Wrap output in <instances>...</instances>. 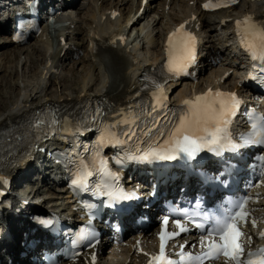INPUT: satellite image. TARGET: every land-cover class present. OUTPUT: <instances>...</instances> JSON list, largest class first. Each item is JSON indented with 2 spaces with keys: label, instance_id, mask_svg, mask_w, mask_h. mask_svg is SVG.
I'll use <instances>...</instances> for the list:
<instances>
[{
  "label": "bare ground",
  "instance_id": "6f19581e",
  "mask_svg": "<svg viewBox=\"0 0 264 264\" xmlns=\"http://www.w3.org/2000/svg\"><path fill=\"white\" fill-rule=\"evenodd\" d=\"M14 1L15 2L13 3H9V0H1L0 11L3 15L8 13L11 4H15L19 0ZM90 1L91 3L93 2V4H91L90 2L89 5L86 4V6L88 7L87 9H85L84 12L80 11L78 1L76 2V0H73L69 2V13L71 19L74 18L77 13L78 21L82 20L83 27L85 26V28L84 30H82L80 24H77V26L74 25L73 27L67 29L63 33V35H65L66 37V42L56 46L54 48L53 53H48L47 51L48 42L50 44L51 39L44 36L43 34L36 37V41L33 46H29L31 52L37 54L36 59L34 60V63L37 65L35 75H37L38 78L36 80V83L34 84L36 90L42 91L43 86L45 84L44 80L39 77L40 74H42L43 76H47V79L50 84L54 83L57 87L60 82H57L59 78H62V81L64 82L66 81L65 70L71 71L73 74H75L74 85L70 89H68L70 90L69 95H59L57 97L58 100H68L69 96L71 98H84L85 96L97 94L101 91L103 87H106L107 74L105 63L100 55L90 50V43L92 41H99L101 43L107 42L110 37L115 34V29H121L124 27V24L121 23V15L129 13L131 10L135 14L139 8L138 6L140 1H138L137 5L133 6V8L132 5L135 0H98L99 2H97V0ZM190 1L193 0H154L156 8H158L159 6L164 7L165 5H169L168 7L170 10H174L176 8L178 9L179 14L176 13L171 16V21L180 19L181 15H188L190 13L195 14L197 20L200 21L205 32L209 33V36L212 37L215 27L213 21L214 19L210 15L205 16V14L199 9V6L197 4L189 5ZM116 8L120 11V16L112 20L110 18V12L112 9ZM149 8V5H146L144 14H141V16L145 15L148 12ZM134 14L131 16H134ZM103 16H105L104 20H102ZM141 16L134 21L133 26L138 22V20H140ZM160 19L161 17L156 22L157 24L160 22ZM165 28H167V26ZM152 31L153 30H149L145 33V35ZM80 33L84 34L80 35ZM164 37L165 32L164 30H161L155 32L154 41L153 39L148 40L154 44L153 56L158 57L162 55V43L164 41ZM0 38H2L3 40L2 42L0 39V48L6 46V44L4 43H11L9 36H0ZM111 44L114 45L111 51L121 62L123 67L122 74L120 75L119 82L116 86V89L118 90L115 91L113 95L115 97H121V101L125 102L127 99L128 89L130 88V82L132 80V77L134 76L132 70L135 68H140V65L134 63L131 53H129L124 46L119 44V42H111ZM22 48L23 47H21L20 50H22ZM216 49L218 48L211 41L206 44L207 55L211 56L213 59V54L215 53ZM16 52L17 51H13L12 54L11 52H2L0 55L4 56V58L6 59L5 62L10 63L12 62L13 57L17 55ZM21 54L22 52H18V55ZM73 54H75L74 57L72 56ZM149 58H152V56L146 57L144 59V63H148L147 60ZM111 60L115 59L112 58ZM48 62H50L49 65ZM210 62L211 61L207 62L206 66L209 65ZM39 65H41L40 69H38ZM204 69L205 66L203 68H200L199 70V74L201 76L200 78L203 80L201 83H198L196 86L186 87V83L184 82L183 85L186 87L184 91L182 88L174 86L171 90V93L179 94L183 91L182 94L193 95L195 93L196 88L202 87L204 83H210L214 79L218 80L215 75L221 74L225 71L224 67H214L210 71L209 75L205 74L206 78H204L202 75ZM58 70H62L60 76L57 75ZM231 74L233 73H230V75ZM56 76L58 77L56 78ZM232 79L235 80V77L233 76ZM35 94H18L17 97H13L9 101L2 100L0 102V125L3 122L15 118L21 112H26L28 110H31L33 107L39 106V104L48 97L43 96L41 98H37ZM15 175L17 177H23V173H15ZM30 188H25L24 190H28L29 194L30 191H32V188ZM35 192H39V188L33 191V193ZM60 194V192H51V198H53L52 201L57 205L56 207H58L61 212H67L69 210V206L67 204L68 201L61 200L59 202V200L62 198L59 197ZM151 237L152 236L150 233H144V236L140 238L141 243L144 244L150 242ZM103 245H106V242L100 243V245H98V247L100 246V249L99 251L97 250L96 254L99 260L96 264H112V262L108 260L105 261V254L107 251L105 248H103ZM137 247V242L131 241V243L127 246L122 247V255H114L113 253H110V258H116L117 260V262L114 261L113 264H134L136 254L135 250H137Z\"/></svg>",
  "mask_w": 264,
  "mask_h": 264
},
{
  "label": "snow or ice",
  "instance_id": "6c2138e0",
  "mask_svg": "<svg viewBox=\"0 0 264 264\" xmlns=\"http://www.w3.org/2000/svg\"><path fill=\"white\" fill-rule=\"evenodd\" d=\"M205 8L208 5H204ZM244 24H249V18H245ZM238 21L237 25L240 26ZM184 25H181L175 33L169 35L168 38V71L170 73L180 75L187 71V68L195 60V37L188 32H183L177 37ZM254 27V26H252ZM246 37L252 35L254 41L249 47L258 46L264 50V26L259 33L250 32L248 28L244 29ZM174 37H177L174 39ZM184 105L187 106V111L179 116L174 127L166 134L160 144L150 147L143 151L142 155L133 156V160L149 161L159 159L162 161H174L181 156L190 161H195L201 153L207 151L220 155L225 149L228 142L227 129L229 125V117L233 116L234 109L237 108L239 101L236 100L234 93H222L216 91L214 94L211 90L200 96H196L194 100H185ZM155 110V109H153ZM61 120L71 121V117L66 114L61 116L58 112L50 114V120H38L34 122V126L48 124L49 127L59 125ZM127 123V122H126ZM256 127L255 124L252 125ZM242 143H232L229 146L232 148L242 147L244 144L259 142L264 144V135H261L259 140L249 137H242ZM105 146H113L107 144ZM84 173L81 172L74 175L71 180L73 186L82 187L87 190V184L82 179ZM86 175L91 176L92 172H87ZM105 176L114 175L111 172L104 171ZM103 194L113 200L128 199V196L109 191L105 185ZM247 201L234 203L230 208L226 207L221 213L209 216L205 213L199 219L192 222L194 227L198 229H206V234L203 235L200 242L204 251L200 255H194L183 251L184 245H181V252L178 253L179 259H171L166 254V237L162 231L160 234L159 254L152 258L150 264H197L202 262V257L209 260H216L221 255L227 258L233 264H264V248L258 252L245 253V246L240 242V237L244 235L238 226V222L247 223V212L245 205ZM168 223V218L164 220V224ZM179 232L189 231L180 220L174 221ZM207 226V227H206ZM253 227L255 223L253 222ZM179 233H168L167 239H172ZM260 236L264 237V231L260 232ZM86 235H81L80 239H87Z\"/></svg>",
  "mask_w": 264,
  "mask_h": 264
},
{
  "label": "rangeland",
  "instance_id": "374dc122",
  "mask_svg": "<svg viewBox=\"0 0 264 264\" xmlns=\"http://www.w3.org/2000/svg\"><path fill=\"white\" fill-rule=\"evenodd\" d=\"M89 1L90 0H86L85 3L87 5H89ZM85 3L83 5H85V9H87L88 6H86ZM90 3H91V1H90ZM83 5H81V6H83ZM97 6H99V5H97ZM1 49L2 48H0V50ZM4 50L5 51H3V50H1V51L8 53L9 51L11 52L13 49L11 47L7 46V48ZM12 52H11V54H12ZM0 56H2V55H0ZM0 59H2V57H0ZM33 61L27 62V64L30 63L29 67H27V68L23 67V69H22L21 68L22 64L19 65V63H18L19 61H15L13 63L14 66L12 68L5 69V66L3 65V60H2V62L0 63V98H1L0 102L2 100L9 101L13 97H9L8 95L17 93L19 90H22L24 88L26 89V87H24L23 84H25V83L29 84V82L31 81V77L34 74L33 69L36 66V64H33L34 63ZM57 82H59V81H57ZM57 87H60V86L58 85ZM27 89H30V86H28ZM48 92L51 93V91H48ZM18 94L22 95L24 93L18 92Z\"/></svg>",
  "mask_w": 264,
  "mask_h": 264
}]
</instances>
